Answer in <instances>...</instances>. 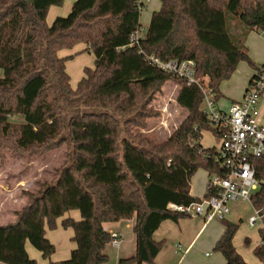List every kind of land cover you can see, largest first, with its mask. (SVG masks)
<instances>
[{"label":"trees","instance_id":"1","mask_svg":"<svg viewBox=\"0 0 264 264\" xmlns=\"http://www.w3.org/2000/svg\"><path fill=\"white\" fill-rule=\"evenodd\" d=\"M64 1L0 0V132L14 133L15 146L23 153L68 145L55 181L43 183L36 195L27 192L29 201L17 221L0 226V263L37 264L27 253V240L49 257L55 247L45 237V222L56 228V219L71 209H80L83 220H65L63 226L74 228L78 249L70 260L52 264H106L111 233L105 224L131 219L136 252L118 264L154 263L162 247L154 232L167 219L189 217L170 211L168 203L201 199L190 193L192 177L201 168L209 178L226 176L216 147L201 143L203 131L218 138L223 132L207 118L197 84L153 66L130 45L131 35L142 26L135 0H75L66 16L48 24L50 7ZM160 1L141 47L164 60H194L197 79H207L216 103L223 97L221 83L241 61L258 71L251 80L264 71L245 45L251 31L264 34V0ZM80 43L95 62L93 68L85 67L73 88L66 68L73 56L60 52ZM171 79L181 85L177 102L187 110L185 118L164 140L134 133L129 125L146 126L147 105ZM106 118L118 129L105 137L108 148L95 153L82 148L76 126L88 127L92 119L102 124ZM81 159L88 166L81 167ZM96 162L93 172L89 166ZM256 171L264 179V157L256 161ZM216 193L208 184L204 197ZM252 203L264 208V186L253 194ZM237 229L238 224L226 222L215 249L228 264H250L233 244ZM253 252L264 264V245Z\"/></svg>","mask_w":264,"mask_h":264},{"label":"crops","instance_id":"2","mask_svg":"<svg viewBox=\"0 0 264 264\" xmlns=\"http://www.w3.org/2000/svg\"><path fill=\"white\" fill-rule=\"evenodd\" d=\"M74 2L75 0H65L63 6H51L47 14V22L51 21L52 23L57 16H66L71 11ZM245 45L248 49L250 57L257 64H264V34L256 30L251 31L246 37ZM85 49L86 45L80 43L73 47L72 50H62L63 52L69 50L71 53H66V55L60 56L65 57L72 55V58H74V54H78L80 52L83 53ZM68 61L66 62V68L69 73ZM86 67L93 68L94 65ZM84 69L81 78L85 75ZM257 72L258 71L251 67L247 62L241 61L238 64L231 78L221 83L220 90L223 94V97L217 101V106L222 110H228L233 102L241 100L244 96L245 90L251 78ZM259 107L260 121L264 124V91L260 99ZM203 147L210 148L205 147L204 145ZM209 179L210 178L208 172L205 169H199L192 177L190 193L196 197H203L207 191ZM2 191H4L3 188ZM3 193V198L0 201V226L15 222L17 219V215L15 212L21 210L28 202V198L26 196H20V198L17 199L16 203L14 202L10 204L11 198L6 195L5 191ZM250 205L254 210V206L251 203ZM77 212L75 211V209L70 210L66 212L63 216L59 217L57 221L60 226L63 227L62 223L65 220L69 219H74L78 222L82 221V215L78 210ZM231 212L232 209L230 208V213ZM228 221L238 224L239 228L240 225L238 221L236 222L229 220L227 217L224 219L216 218L215 220L210 222L205 221L201 217H182L179 218L177 221L172 219H167L163 221L153 235L154 239L157 242L162 243V247L158 255L156 256L154 263L228 264V260L226 259L225 255L215 249L216 244L225 234L226 222ZM239 221L241 222L243 221V219L239 218ZM133 227L134 219L122 222H109L105 224V229L107 231H109L110 233H119L122 237L121 246L119 249H117L115 260L112 264H118L120 258H128L135 254L136 235L133 231ZM250 227V229H245L242 232L237 229L233 238V244L236 247L237 251L248 263L262 264L260 259L252 253V249L254 250V248L258 246L259 243L257 232L255 229L256 227ZM69 228L72 229L74 233L71 237L73 242H69L68 244L62 243L61 241L56 242L55 238H53L52 236V229L54 228H50L47 222H45V237L55 247V251L49 257L46 258L44 257L42 251L37 249L29 240H27L25 247L29 257L35 260L37 264L61 263L70 260L72 257V252L78 249V242L75 240L74 229L72 227H68L65 229ZM257 231L261 238L260 229L258 228ZM252 239H254L256 242L254 245H252ZM244 242L250 243L249 249L244 247ZM177 245H180L181 247H177ZM106 250L109 256L108 262L106 264H111L113 255L108 253V246Z\"/></svg>","mask_w":264,"mask_h":264},{"label":"rangeland","instance_id":"3","mask_svg":"<svg viewBox=\"0 0 264 264\" xmlns=\"http://www.w3.org/2000/svg\"><path fill=\"white\" fill-rule=\"evenodd\" d=\"M160 6V0H150L146 3L140 15V22L144 29H147L152 12L156 9L158 10ZM47 23L50 24L51 21ZM66 53L71 52L69 50L66 52L61 51L60 55L64 56ZM94 60V54L88 50H84L83 53L80 52L74 54V58L71 60L69 59L68 70L73 88H76L77 83L81 79L84 67L93 66ZM1 72L2 71L0 70V73ZM180 86L181 85L177 79H171L165 82L161 90L155 93L153 99L147 105L150 116L146 120V126L135 127L134 125H129L132 128L131 130L134 131V133L136 131L140 132L142 135H148L158 141L164 140L187 115V110L182 108L177 102V94ZM162 106H166L167 110L165 112L162 110ZM103 120L102 124H99L97 123L98 121L92 119L88 127L81 125L76 126L74 134L77 139L84 141L82 148L87 149L92 153L99 152L102 149L106 150L108 148V144L105 142V137L116 134L118 129L117 126L114 125L112 119L106 118ZM163 120L166 123L168 121L167 127H162ZM15 140L16 137L14 133L6 135L0 132V201L3 198L2 195L5 191L6 195L11 198L10 204L14 202L16 203L20 196H26L29 201V196L26 194L27 192L36 195L43 183H51L55 181L58 170L65 164L68 157V145L66 143L51 150L35 148L30 153H23L15 146ZM202 144L205 147L219 146L221 144V139L215 137L211 130H205L203 131ZM81 160V167L88 166L85 160ZM97 164L98 162L91 163V166H89L91 167V170H94L93 172H95ZM86 178H90L89 173L86 174ZM2 188L4 191H2ZM228 205L232 209V212L227 218L239 222L240 226L238 230H240V232L245 229H250L251 227L248 224V219L254 214V210L250 203L230 201ZM77 210L82 214L80 209H75L76 212ZM19 211L15 212L17 216ZM239 218H242L243 221L240 222ZM57 220L58 218L56 219V228L52 229L53 238H55L56 242L61 241L65 244L73 242L71 239L74 234L73 230L70 228L65 229L68 227L63 228L64 226L61 227ZM72 220L76 221L74 219ZM255 229L259 243L260 235L257 231L258 227ZM255 243V240L252 239V245ZM244 247L249 249L250 243L244 242ZM116 252L117 249L109 244L108 253L113 255L111 264L115 260ZM252 253L254 254L253 249Z\"/></svg>","mask_w":264,"mask_h":264},{"label":"built area","instance_id":"4","mask_svg":"<svg viewBox=\"0 0 264 264\" xmlns=\"http://www.w3.org/2000/svg\"><path fill=\"white\" fill-rule=\"evenodd\" d=\"M148 1L150 0H135L134 6L141 12ZM145 35L146 29L141 26L131 35L130 45L137 46L139 52L153 66L185 79L187 84H197L204 95L202 108L207 118L214 128L223 132L215 156L226 169L227 174L224 177L214 175L208 183L217 189V193L210 197L203 196L199 201L187 205L170 202L167 208L172 212L185 213L189 217H201L210 222L216 218L224 219L230 214L228 205L230 201L249 202L254 206L252 196L264 186V179H259L256 171V161L264 157V124L260 121L259 107L264 91V71L258 73L249 82L241 100L233 102L228 110H222L214 100L207 79L203 81L197 79L194 60H164L147 53L140 45ZM162 110L165 112L166 106H162ZM167 123L163 120L162 127H167ZM249 224L260 229L259 244L264 245V208L254 206V214L250 216ZM110 243L114 248L119 249L122 243L121 235L116 232L111 233ZM177 247L181 246L177 245Z\"/></svg>","mask_w":264,"mask_h":264}]
</instances>
